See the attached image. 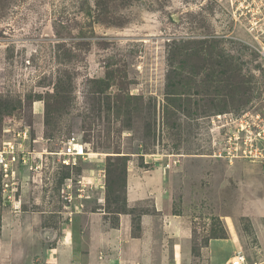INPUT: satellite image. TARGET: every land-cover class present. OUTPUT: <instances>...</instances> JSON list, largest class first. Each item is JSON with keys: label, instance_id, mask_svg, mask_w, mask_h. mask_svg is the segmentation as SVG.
Segmentation results:
<instances>
[{"label": "rangeland", "instance_id": "obj_1", "mask_svg": "<svg viewBox=\"0 0 264 264\" xmlns=\"http://www.w3.org/2000/svg\"><path fill=\"white\" fill-rule=\"evenodd\" d=\"M263 65L264 0H0V150L27 127L23 149L44 163L19 168L0 209L56 212L65 179L82 176L102 178L107 214V199L123 206L133 162L174 160L165 201L187 223L189 252L176 263L229 264L242 251L264 264V167L214 157L210 125L262 113ZM70 136L89 155L73 168L55 156ZM135 211L151 212V200ZM164 239L151 236L154 264L175 262L160 259Z\"/></svg>", "mask_w": 264, "mask_h": 264}, {"label": "crops", "instance_id": "obj_2", "mask_svg": "<svg viewBox=\"0 0 264 264\" xmlns=\"http://www.w3.org/2000/svg\"><path fill=\"white\" fill-rule=\"evenodd\" d=\"M154 160L143 159L147 169L133 162V172L126 182V204L133 212L119 214L115 228L102 209V178L91 181L80 176L82 183L88 180L89 186L77 193L72 191V200L56 212H23L13 217L0 209V264H154L150 240L158 229L165 238L159 248L160 259L166 260L170 253L174 264L183 261L189 256L185 248L187 223L169 213L165 201L162 170L171 169V165L163 168L171 161L162 160V166L151 167ZM92 198L95 209L88 210L86 205ZM147 199L152 202V211H135ZM39 202L42 199H37V205ZM52 214L57 215L56 220H48Z\"/></svg>", "mask_w": 264, "mask_h": 264}, {"label": "built area", "instance_id": "obj_3", "mask_svg": "<svg viewBox=\"0 0 264 264\" xmlns=\"http://www.w3.org/2000/svg\"><path fill=\"white\" fill-rule=\"evenodd\" d=\"M264 80V65L261 69ZM213 134V146L215 148L214 157L222 160H245L251 164L264 167V109L261 114H243L236 116L231 113L217 114L210 119ZM28 128H24L17 134L14 140L5 141L0 150V199L2 204L12 202L17 192V174L19 168L29 173L41 172L44 166L43 160L34 157L32 153L23 149V143L29 140ZM85 144L77 137L70 136L62 142L60 152L56 153L58 163L64 167L73 168L80 165V160L89 158ZM86 157V158H85ZM177 161L172 160L166 167L175 166ZM81 189L82 180L76 182ZM71 179H65L63 192H66L64 200L68 203L72 200L73 187ZM103 186V184H102ZM4 202V203H3ZM17 214V207H13ZM172 264V263H169ZM174 264V263H173ZM229 264H247L246 256L242 251L235 253Z\"/></svg>", "mask_w": 264, "mask_h": 264}, {"label": "trees", "instance_id": "obj_4", "mask_svg": "<svg viewBox=\"0 0 264 264\" xmlns=\"http://www.w3.org/2000/svg\"><path fill=\"white\" fill-rule=\"evenodd\" d=\"M117 165H122L123 163L121 161L116 162ZM113 170V169H112ZM112 170H110L109 172H113ZM114 176L116 178L119 177V173H118V168H114ZM106 203L108 205V207L106 208V212L107 215H110V223L112 227H117L118 226V215L119 214H124V213H128L130 212L127 208V204H126V200L122 205H120V200L118 197L114 196L112 200L107 199ZM113 206V208L111 209L110 206ZM133 212V211H132ZM132 212H130L132 214ZM115 217V218H114Z\"/></svg>", "mask_w": 264, "mask_h": 264}]
</instances>
